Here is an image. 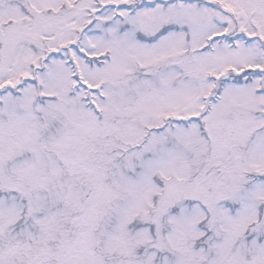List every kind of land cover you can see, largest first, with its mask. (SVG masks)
<instances>
[{
    "label": "snow or ice",
    "instance_id": "snow-or-ice-1",
    "mask_svg": "<svg viewBox=\"0 0 264 264\" xmlns=\"http://www.w3.org/2000/svg\"><path fill=\"white\" fill-rule=\"evenodd\" d=\"M0 264H264V0H0Z\"/></svg>",
    "mask_w": 264,
    "mask_h": 264
}]
</instances>
